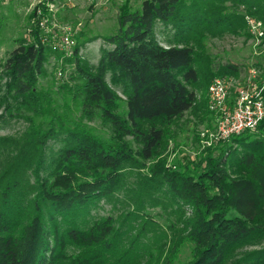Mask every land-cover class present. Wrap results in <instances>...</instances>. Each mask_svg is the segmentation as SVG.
<instances>
[{
	"label": "trees",
	"instance_id": "16d2710c",
	"mask_svg": "<svg viewBox=\"0 0 264 264\" xmlns=\"http://www.w3.org/2000/svg\"><path fill=\"white\" fill-rule=\"evenodd\" d=\"M220 1L142 0L139 9L124 2L94 66L78 46L69 55L52 48L38 24L48 3L32 8L28 38L0 60V116L26 123L19 138L0 137L7 163L0 173V264H140L146 255H156L157 264H264V245L237 252L264 241V117L255 129L205 147L197 161L161 156L168 127L196 105L205 33L245 23ZM254 5L249 13L264 23V0ZM157 21L174 29L166 45L155 38ZM52 56L61 72L69 70L56 85L60 102L52 87L38 86ZM237 71L226 63L211 75ZM96 118L107 136L88 124ZM50 140L60 146L47 156ZM128 170L139 172L140 189L163 187L176 207L171 235L161 242L157 236L152 249L138 250L144 224L125 246L133 229L128 214L121 224L112 214H92L100 200H118ZM183 247L189 255L179 262Z\"/></svg>",
	"mask_w": 264,
	"mask_h": 264
},
{
	"label": "rangeland",
	"instance_id": "374dc122",
	"mask_svg": "<svg viewBox=\"0 0 264 264\" xmlns=\"http://www.w3.org/2000/svg\"><path fill=\"white\" fill-rule=\"evenodd\" d=\"M41 1L43 2V0H0V60H3L9 51L17 46L18 38H28L29 30L34 27V19L29 14L32 8ZM46 1L49 5L46 15L48 16L47 25L56 30L60 29L62 32L63 30L70 32L71 42L68 50L72 51L74 46H78L79 54L93 66L100 57L101 49L109 46L103 37L117 30L120 5L128 2L129 8L139 9L142 2V0ZM220 2L226 7L225 11L243 16L245 23L238 26L236 31L225 29L220 32L205 33L202 39L204 52L198 60L201 64L199 81L193 86L197 98L196 105L185 111L168 127L166 149L161 154V156H167L168 162L172 159H179L182 162L188 159L197 161L198 155L205 147L216 144L206 143L207 134L215 130L214 114L208 107L207 91L209 84L215 78L211 74L219 65L234 63L238 66L237 73L221 76L228 80L232 96L237 88L246 87L249 83L263 86L264 96V23L257 19L256 15L249 13L254 8L250 9L249 5L257 4V0H222ZM154 31L156 40L163 45L167 44L168 39L172 38L174 33L171 26H164L158 21L155 23ZM60 64V61L52 56L45 65L46 74L39 78L38 86L52 87L53 91L57 90L56 85L67 78L69 71L66 66L62 76L58 77L57 71L60 69ZM251 69L256 70L255 76L251 75ZM106 80L109 81V74L106 75ZM0 83H3V80ZM113 88L124 98L121 86L113 85ZM55 92L56 99L60 102L62 96L58 91ZM123 109H125L124 105L120 110ZM88 124L103 136L109 133V130L103 127L97 118L94 121H88ZM25 128L26 123L22 119L0 116V137L19 138ZM202 132H205V135L202 136ZM4 142L1 141L0 144L4 145ZM58 146H60L58 141L50 140L45 148L46 155L48 156ZM1 147L5 148V146ZM6 165L5 158L3 159L0 152V173ZM28 172L26 171V175L29 178ZM138 173L128 170L124 175L122 189L117 194L118 200L111 202L100 200L92 210V214L96 216L112 214L116 218V224H121L128 214V219H131L133 223V229L131 235L125 239V246L136 238L137 231L144 224L146 229L137 236L140 241L138 250L148 247L152 249L156 245L157 236L160 237L158 242H161L171 235L169 223L175 220L172 210L176 207L167 200L163 187L160 191L150 188L140 189L141 180ZM145 218V223H142ZM263 245L264 241L245 244L237 252L241 253ZM188 255L189 248L183 247L179 262H184ZM157 263L156 255L153 259H149L146 255L140 260V264Z\"/></svg>",
	"mask_w": 264,
	"mask_h": 264
},
{
	"label": "built area",
	"instance_id": "2783aa9c",
	"mask_svg": "<svg viewBox=\"0 0 264 264\" xmlns=\"http://www.w3.org/2000/svg\"><path fill=\"white\" fill-rule=\"evenodd\" d=\"M47 21V17H41L38 21L40 28L43 29L44 38H48L52 48L69 55L72 52L68 50L71 42L70 32L49 27ZM250 73L255 76L256 70L251 69ZM57 76H62L60 69ZM228 85L226 78L215 77L208 86V107L214 114L215 130L207 134V144L220 142L231 134L246 129L253 130L264 117L263 86L249 83L246 87L237 88L232 96ZM201 135H205V132Z\"/></svg>",
	"mask_w": 264,
	"mask_h": 264
}]
</instances>
